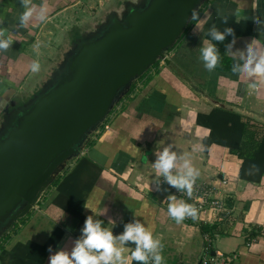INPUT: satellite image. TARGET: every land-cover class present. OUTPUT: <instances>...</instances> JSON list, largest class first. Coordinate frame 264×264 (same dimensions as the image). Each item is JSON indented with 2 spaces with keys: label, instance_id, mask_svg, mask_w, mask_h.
<instances>
[{
  "label": "crops",
  "instance_id": "0c3cea01",
  "mask_svg": "<svg viewBox=\"0 0 264 264\" xmlns=\"http://www.w3.org/2000/svg\"><path fill=\"white\" fill-rule=\"evenodd\" d=\"M87 3L93 2L29 0L33 16L21 27V0H0V30L13 41L0 52V129L9 112L31 100L24 95L34 74L31 64L40 62L47 40L71 24L74 7L81 10ZM40 13L45 22L38 19ZM213 28L221 33L230 28L232 34L215 41ZM207 43L219 56L212 72L200 59ZM250 47L257 58L264 53V0H206L168 51L170 65L160 62L132 83L121 109L8 229L0 264H49L57 251L70 254L89 216L113 236L129 223L152 228L162 245L163 264H197L207 241L204 233L209 252H235L234 264H264V81L240 71ZM165 147L177 153V163L183 156L190 159L200 173L196 181L212 188V197H233L228 216L209 208L196 220L176 223L169 217V197L184 200L160 184L164 178L153 168ZM200 224L213 231L203 232ZM122 247L128 257L135 245Z\"/></svg>",
  "mask_w": 264,
  "mask_h": 264
},
{
  "label": "water",
  "instance_id": "95a60500",
  "mask_svg": "<svg viewBox=\"0 0 264 264\" xmlns=\"http://www.w3.org/2000/svg\"><path fill=\"white\" fill-rule=\"evenodd\" d=\"M206 0H126L80 43L57 80L0 129V236L35 207L132 83L174 47Z\"/></svg>",
  "mask_w": 264,
  "mask_h": 264
},
{
  "label": "clouds",
  "instance_id": "9594fccd",
  "mask_svg": "<svg viewBox=\"0 0 264 264\" xmlns=\"http://www.w3.org/2000/svg\"><path fill=\"white\" fill-rule=\"evenodd\" d=\"M24 11L19 16V24L23 27L33 16V9L29 7V0H21ZM191 18H198V11L193 9ZM38 19L45 22L47 17L40 13ZM259 23V21H254ZM232 29L227 28L223 33L213 28L210 32L212 40L223 41L226 35H231ZM13 41L8 38L5 31L0 30V52L11 48ZM247 59L240 71L248 77H257L264 81V53L257 54L253 48H248ZM200 59L204 62V68L212 72L219 61L216 47L207 43V46L200 49ZM31 71H40V64L34 61L31 64ZM255 87V86H253ZM177 163V153L165 147L156 159L153 168L158 176H163L168 185L178 191L186 192L191 197L193 185L195 184L199 171L192 165L190 159L180 157ZM177 171L173 174L172 170ZM167 191V189H164ZM170 202L167 213L176 223H181L186 217L195 218L196 210L184 201L175 202L174 197H169ZM133 243L135 248L125 257V247L127 243ZM162 245L159 240L154 239L153 229L147 228L140 222L126 224L124 231L113 236L112 232L102 229L99 221H93L92 217L85 220L82 229V239L75 243L71 253L57 251L49 258V264H163L164 257L161 254ZM51 251V249H49Z\"/></svg>",
  "mask_w": 264,
  "mask_h": 264
},
{
  "label": "rangeland",
  "instance_id": "374dc122",
  "mask_svg": "<svg viewBox=\"0 0 264 264\" xmlns=\"http://www.w3.org/2000/svg\"><path fill=\"white\" fill-rule=\"evenodd\" d=\"M107 1L101 3V1L92 0L93 3H87L86 7H81V10H78L79 5L74 7L71 24L65 29L62 26L58 30L57 36L54 34V38L47 40L50 43L49 46L45 47L40 53V71L32 74L31 78L27 80L29 84L24 92L26 97L38 90L40 93L48 90L57 80L60 74L58 70H65L69 58L80 43V37L73 39L75 37L74 28L81 30L83 32L81 37L88 40L96 37L104 30L109 18L114 15H117L119 19L123 18L126 0H119V2L117 0ZM72 40L76 42H72Z\"/></svg>",
  "mask_w": 264,
  "mask_h": 264
},
{
  "label": "built area",
  "instance_id": "2783aa9c",
  "mask_svg": "<svg viewBox=\"0 0 264 264\" xmlns=\"http://www.w3.org/2000/svg\"><path fill=\"white\" fill-rule=\"evenodd\" d=\"M136 93L137 91L132 93L130 97L132 98L135 97ZM124 97H122L115 104V106L113 107L108 117L112 115L113 113H115L116 111H118L119 109H121V107L123 106V103L125 102ZM83 151L84 149L80 151L78 156H80L83 153ZM164 183L167 184L165 179L161 180L160 184L162 185ZM168 186H169V189L171 190V193L174 196L182 198L184 201L188 202V204L196 210L195 218L187 217L189 220H196L202 211L209 209V208L216 210L222 218L228 216V213L233 209V197L231 195H226L225 198H223L222 200L216 199L212 197V192H213L212 188H208L206 185H204V183H201L198 181L195 182V184L193 185V191H192L191 197H189L186 194V192L178 191L174 187L170 185ZM259 236L260 235L251 237V241H255V239L258 238ZM204 237H205V240L207 241L204 246V252L202 253V256L199 258L197 264H234L235 263L236 259L238 258L237 253L233 252V253L226 254L223 251L218 250V249H215L213 252H209L210 238L207 233H204ZM251 241L248 242L247 245H250Z\"/></svg>",
  "mask_w": 264,
  "mask_h": 264
},
{
  "label": "trees",
  "instance_id": "16d2710c",
  "mask_svg": "<svg viewBox=\"0 0 264 264\" xmlns=\"http://www.w3.org/2000/svg\"><path fill=\"white\" fill-rule=\"evenodd\" d=\"M195 20H196V19H195ZM195 20L192 19V21L190 22V24H189V26L187 27L186 31H187L188 28L191 26V24H192L193 22H195ZM73 31H74V33H75V34H74L75 37H74V36H73L74 38L72 37L73 39H75V38L78 39V38L82 35V33H83V32H82L81 30H79L78 28H74ZM186 31H185V32H186ZM185 32L183 33V35L185 34ZM183 35H182V36H183ZM72 42H76V41H75V40H72ZM174 46H175V45H174ZM172 48H173V47H172ZM158 64H159V62H156V63L153 65V67H156ZM153 67H151V68H153ZM151 68H150V69H151ZM150 69H149V70H150ZM149 70H148V71H149ZM148 71H147V72H148ZM147 72H146V73H147ZM146 73H145V74H146ZM145 74H144V75H145ZM134 84H135V83H134ZM134 84L131 85V88H130L129 91L132 90ZM129 91H128V92H129ZM128 92H127V93H128ZM39 94H40V91L38 90L36 93L30 95L28 98H31V99H32V98H34L35 96H38ZM123 97H124V96H123ZM27 103H28V102H26V104H27ZM87 144H88V143H87ZM200 227H201V229H202L203 232H206V231H213V227L203 226V225H201V224H200ZM8 229H10V228H5V229L3 230L2 235L0 236V252H1V250H3V249H1V248H2V242H3V240H5L6 237H7Z\"/></svg>",
  "mask_w": 264,
  "mask_h": 264
},
{
  "label": "flooded vegetation",
  "instance_id": "af4514ba",
  "mask_svg": "<svg viewBox=\"0 0 264 264\" xmlns=\"http://www.w3.org/2000/svg\"><path fill=\"white\" fill-rule=\"evenodd\" d=\"M62 71H63V70H58V72H60V73H61Z\"/></svg>",
  "mask_w": 264,
  "mask_h": 264
}]
</instances>
